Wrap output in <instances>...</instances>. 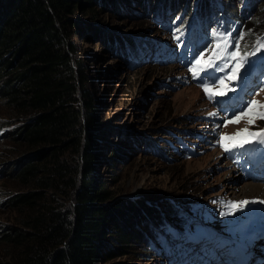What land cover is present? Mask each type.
Here are the masks:
<instances>
[{"label":"trees","instance_id":"obj_1","mask_svg":"<svg viewBox=\"0 0 264 264\" xmlns=\"http://www.w3.org/2000/svg\"><path fill=\"white\" fill-rule=\"evenodd\" d=\"M109 11L137 18L129 33H116L100 19ZM246 15L245 52L264 39V0H0V208L9 222L0 225V246L7 251L0 264H110L122 258L132 264L168 246L164 231L186 216L174 199L160 207L150 194L121 195L112 168L128 151L108 147L98 79L90 74L89 56L75 59V39L93 40L130 68L160 43L152 38L158 32L165 37L174 30L182 46L195 22L206 30L216 21L229 28L226 19L241 22ZM169 127L130 139L140 154L171 163L166 155L175 132Z\"/></svg>","mask_w":264,"mask_h":264},{"label":"rangeland","instance_id":"obj_2","mask_svg":"<svg viewBox=\"0 0 264 264\" xmlns=\"http://www.w3.org/2000/svg\"><path fill=\"white\" fill-rule=\"evenodd\" d=\"M134 9L138 10L139 8L134 7ZM100 19L104 20L110 27L113 25V31L116 33L126 34L131 30L130 23L137 18H131L124 13L117 14L109 11ZM249 21H251L249 15L243 17L239 23L238 31H246L251 24ZM145 26L152 30L153 25L151 23H146ZM158 34L159 37L152 36L153 40L175 50L178 49L175 40L178 35L174 30L169 31L165 37L162 33L158 32ZM147 35H152L151 31ZM240 37L239 34L238 45ZM213 40L211 41L213 42ZM75 42L77 44L75 59L89 56L92 60L88 63L91 68L90 74L97 76L98 79L95 83L98 94V114L104 123L105 131L110 128L106 136L109 143L108 147L124 145L128 151L124 155L118 154L116 156L118 162L112 168L115 173L119 174L118 185L122 196L130 199H141L150 194L151 199L149 200L160 207L167 206V200L174 199L176 205L181 206L182 209L179 210L182 214L198 220L197 222L205 227V229L201 228L200 231H197L193 228L197 224L196 221H182V223L186 222L187 226L184 227L185 233H181V243L178 245L184 250L191 249L185 244L188 237L192 236L195 239V237L207 236L209 235L207 230L210 231L209 227L212 226L214 227L213 231H222L223 226L212 224L213 219L215 220L213 222L219 223L222 220L224 225L233 226L234 222L241 220L242 212L247 213L252 210L251 207L243 209L237 207L238 209L233 213L221 218L222 213L231 208L230 200L243 201L239 199L242 186L245 183L241 185L242 182L239 181L238 177L234 176L231 170H228L229 167L225 165L224 161L222 162L224 157L217 149L205 148L195 157L188 159L172 156L168 151L166 155L168 159L166 160L169 161L170 159L171 163H163L157 158L140 154L139 149L130 139L131 136L135 138L138 135L156 132L162 134L161 129L169 126L175 133H178L177 130L186 131L190 135V141H192L191 137L194 134H201L205 131L207 125L201 120V117L206 116L209 111L210 114L214 111L204 99L202 89L199 90L191 84L179 85V81L186 76L185 69L178 66L175 61L129 69L122 64L118 55H115L113 60L110 59V55L93 40L84 41L83 37H78ZM160 43H156V45ZM216 43L217 38L214 40V44ZM260 43H264V39ZM260 43L252 45L251 49H257V52L263 53L264 47H261ZM233 50L239 59L245 58L244 55L239 54V47L237 50L234 45ZM209 51L211 52V49ZM185 66L187 67L188 63ZM260 74L261 79L258 88L260 86L261 88L255 95L251 109L244 115L228 122L225 128L223 127L224 122L218 123L211 119L216 125V131L221 130L222 133L226 132L233 136L237 132H242L243 129H248L249 133H255L258 128L264 125V119L261 118V115L264 114V68ZM173 86L175 88H172ZM3 111H5V107L0 104V114L4 113ZM0 119L5 120L4 117ZM249 120L253 121L250 126L246 123ZM210 128L208 129L211 130ZM238 137L246 139L252 136L242 132ZM103 157L110 159L108 153H104ZM99 170L101 176L107 175L103 165L100 166ZM0 191H5L1 181ZM1 192L0 202L5 199ZM252 201H247L248 203L245 204L253 205ZM4 212H6L5 209L0 208V225L7 226L9 222ZM180 218L183 219L184 216H180ZM207 225H209L208 228ZM6 255L7 251L1 245L0 263L5 261ZM146 258L142 262L132 264H173L170 260L166 262L158 255L152 257L150 254ZM181 258L183 257L179 259ZM126 260V258H122L110 264L130 263Z\"/></svg>","mask_w":264,"mask_h":264},{"label":"bare ground","instance_id":"obj_3","mask_svg":"<svg viewBox=\"0 0 264 264\" xmlns=\"http://www.w3.org/2000/svg\"><path fill=\"white\" fill-rule=\"evenodd\" d=\"M243 189H241V195H240V199L239 200H243V201H249V200H254L256 198H264V185L259 184V183H245L242 186ZM257 200V199H256ZM256 200L252 201L255 202ZM214 220H212V224H221L222 226H224V224L222 223V220H220V222L218 223L213 222ZM235 223V222H234ZM212 231H213V226L209 227ZM229 256L231 254H228Z\"/></svg>","mask_w":264,"mask_h":264},{"label":"snow or ice","instance_id":"obj_4","mask_svg":"<svg viewBox=\"0 0 264 264\" xmlns=\"http://www.w3.org/2000/svg\"><path fill=\"white\" fill-rule=\"evenodd\" d=\"M259 43V42H258ZM260 46L261 47H264V43H260ZM217 47H219V45H217ZM232 55V58L233 59H235L236 58V55H235V53H233V54H231ZM223 66L222 65H220V66H217V68H218V70L220 69V68H222ZM237 71V69L236 68H233V72L235 73ZM229 79H235V76H231V77H229ZM205 91L206 92H208L209 91V89H205ZM219 94H223V93H219ZM249 104H252L253 103V101H249L248 102ZM241 111H243V109H241ZM261 118L262 119H264V114H262L261 115ZM238 122V121H237ZM253 121L252 120H249V123L251 124ZM242 132L243 133H247L248 135H250V136H261V135H264V132H262V133H249L248 132V129H243L242 130ZM242 132H237V133H235L233 136H226V137H223V139H225V140H235V138L236 137H238V136H240L241 134H242ZM235 146V145H234ZM225 150L227 151V146L225 145ZM242 203H248L247 201H243ZM236 205H233V207H235Z\"/></svg>","mask_w":264,"mask_h":264}]
</instances>
